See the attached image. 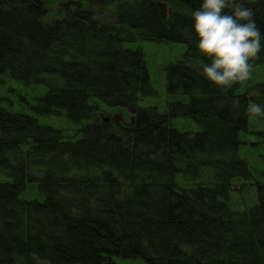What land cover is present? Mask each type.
<instances>
[{"label":"trees","instance_id":"obj_1","mask_svg":"<svg viewBox=\"0 0 264 264\" xmlns=\"http://www.w3.org/2000/svg\"><path fill=\"white\" fill-rule=\"evenodd\" d=\"M200 3L0 0V77L46 88L37 115L90 120L66 139L0 100V264H264V182L250 209L228 202L232 181L250 176L239 133L249 103L264 105V83L221 91L202 74L191 27ZM242 3L264 31V0ZM137 39L187 46L166 67L163 112L139 104L156 91L143 51L126 46ZM103 106L128 117L101 119ZM177 116L204 127L181 131ZM178 175L202 184L182 187ZM29 183L42 199L21 198Z\"/></svg>","mask_w":264,"mask_h":264},{"label":"rangeland","instance_id":"obj_2","mask_svg":"<svg viewBox=\"0 0 264 264\" xmlns=\"http://www.w3.org/2000/svg\"><path fill=\"white\" fill-rule=\"evenodd\" d=\"M53 13L57 12L56 6H50ZM126 46L130 48H140L144 53V58L150 74V83L155 89L154 95L142 97L139 104L144 107L155 106L160 111H165L171 95L166 89V67L176 63L184 57L187 50L186 44L182 42H166L158 40L137 39L129 42ZM252 75L250 79L241 83L239 92H246L249 88L258 83H264V57L258 55L251 60ZM46 88L41 85H26L20 80H16L7 75L0 77V100L1 105L14 112H24L36 115L39 123L48 124L57 129H61L66 139H76L81 134V127L90 120L75 123L71 121L65 110H60L57 114H35L33 107L45 94ZM185 99V98H184ZM101 119L119 118L128 114L121 109L102 107V111L97 114ZM96 116V115H95ZM97 116V117H98ZM174 127L181 131L196 132L202 130L204 125L198 120L177 116L171 120ZM206 124V123H205ZM242 144L239 148L240 156L248 163L250 176L248 178H235L229 193L228 202L235 210H248L257 202V183L264 182V115L249 116L248 129L239 133ZM7 180L0 175V181ZM177 183L182 187L202 184L200 180L189 179L182 175L176 177ZM21 198L27 200H40L42 194L37 183H29L21 194ZM143 258H121L114 257V264H144Z\"/></svg>","mask_w":264,"mask_h":264},{"label":"clouds","instance_id":"obj_3","mask_svg":"<svg viewBox=\"0 0 264 264\" xmlns=\"http://www.w3.org/2000/svg\"><path fill=\"white\" fill-rule=\"evenodd\" d=\"M191 16L197 49L208 60L200 68L202 74L221 91L250 79L251 60L264 47V31L253 10L242 0H201ZM247 112L253 117L264 115V105L250 102Z\"/></svg>","mask_w":264,"mask_h":264}]
</instances>
